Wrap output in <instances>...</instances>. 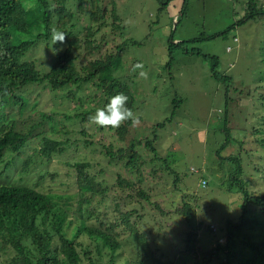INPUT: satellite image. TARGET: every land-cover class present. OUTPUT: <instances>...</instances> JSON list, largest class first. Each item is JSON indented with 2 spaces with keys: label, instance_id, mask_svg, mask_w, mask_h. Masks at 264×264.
I'll return each mask as SVG.
<instances>
[{
  "label": "rangeland",
  "instance_id": "1",
  "mask_svg": "<svg viewBox=\"0 0 264 264\" xmlns=\"http://www.w3.org/2000/svg\"><path fill=\"white\" fill-rule=\"evenodd\" d=\"M113 1L121 17L120 24L124 26L123 32L114 39L116 34L111 30L109 13L107 23H102L101 29L92 37L93 48L82 47L76 51V64L84 73L88 62L105 59L116 51L113 42L123 40L128 45L122 61H115L110 68L100 71L94 81L81 86L70 84L55 93L43 87L33 91V85L19 90L29 99L23 113L16 104L5 107V114H8L5 118L10 119V123L16 120V130L30 132L31 125L42 113L51 115L52 119L44 118L45 125L34 132L40 134L33 137L32 131L22 150L8 152L0 165V185L25 184L62 195L55 200L67 213L68 220H73L68 226L69 232L84 218L80 211L88 225L98 226L109 210L115 208L124 213L137 208L143 218L140 230L146 233L152 248L160 246L157 256L163 260H171L167 254L184 247L188 232L197 233L196 249L206 250L208 254L218 241L226 244V224L238 222L244 197L238 186L230 188L228 180L234 164L223 161L216 153L226 141L225 84L212 76L207 56H218L220 71L233 79L230 92L233 100L229 106L231 140L222 155H242L239 178L244 180L245 189L254 195H264V146L258 142L263 135L253 133L260 126L259 118L264 116V80L261 78L264 19L236 25L245 15L248 0H188L187 10L183 12V0H171L168 8L161 11L158 0H104L100 4L111 11ZM257 2L259 6L264 5V0ZM90 11L91 6L81 14L77 10L78 24L96 30L100 22L91 18ZM230 26L235 27L225 34L189 41L203 34L225 31ZM173 32V42L185 41V45L174 48L170 69L165 65L170 60L168 43ZM132 40L137 44L134 45ZM66 47V41L54 44L51 38L32 47L25 60L34 59L46 69L43 58L46 55L53 57ZM194 49L200 50L201 54L192 53ZM137 62L143 63L147 79L139 76L140 69L133 71ZM127 88L135 96L133 112L139 116V123L127 125L128 133L121 138L117 128L99 127L90 122L89 117L97 108L104 107L112 96L120 92L128 95ZM71 90L73 97L69 94ZM177 97H182L183 103L179 110L176 109L173 119L167 120L175 110L173 100ZM35 101L38 102L33 106ZM84 111L91 112L85 119L79 114ZM164 121L165 126L157 128L156 148L180 176L167 170L161 159L153 161L154 155L143 144L140 146L144 148L142 152L147 162L141 166L140 173L127 167L123 159L109 162L105 147L112 145L116 151L122 149L125 152L133 138L144 143L145 138L153 136L154 126ZM53 127L58 131H50ZM43 137L67 143L66 150L55 152L51 158L44 156L40 151ZM80 161L90 163L86 172L106 187L103 194L86 193L85 203L81 202V192L76 185L79 171L73 166ZM119 176L146 190L150 200L141 197L133 187L121 185ZM140 176L143 181L136 184L134 181L139 182ZM176 177L178 180L174 181ZM202 178L208 181L206 187L201 185ZM184 199L190 201L193 209L189 222L179 213ZM158 205L164 212L158 210ZM253 208L254 212L262 213L260 206ZM262 215L264 217V213ZM120 239L123 255L113 264H122L126 258L130 264H157L138 253L139 244L134 237L124 233ZM81 240L93 251L94 262L110 263V256L104 250L98 255L85 234ZM162 253L165 256H161ZM205 254L199 253V258L188 256L183 264L201 262ZM12 255L7 253L3 264H8ZM225 257L221 252L222 260ZM217 260L214 257L210 264H216ZM261 262L264 264V260ZM81 264L91 263L86 260Z\"/></svg>",
  "mask_w": 264,
  "mask_h": 264
},
{
  "label": "trees",
  "instance_id": "2",
  "mask_svg": "<svg viewBox=\"0 0 264 264\" xmlns=\"http://www.w3.org/2000/svg\"><path fill=\"white\" fill-rule=\"evenodd\" d=\"M102 1L104 0H0V113L2 114L0 115V127L2 128L0 129V165L4 161L7 152L11 150L16 153L27 145L32 131L33 137L40 134L38 131V133L34 132L45 125V117L52 119L51 115L42 113V116L37 118L31 125L30 132L23 133L16 130V120L13 119L10 123V119L5 118V116H8V114H5V107L16 104L19 106L20 113H23L29 99L19 92L21 88L33 85V91L38 87H43L55 93L70 84L81 86L84 83L92 82L100 74V71L110 68L117 60L122 61L128 42L122 40V42L116 43L114 39L123 32V23L120 24L122 21L115 2L113 1L110 11L108 6L100 4ZM158 2L161 11L168 8L171 0H158ZM187 5L188 0H183L181 12L187 10ZM87 6H91L89 13L91 18L100 22L96 30L78 24L79 14L86 11ZM109 13L112 18V22H110V25L112 24L111 30L116 34L113 39L116 51L107 55L103 60L94 59L88 62L84 67L85 72L81 73L76 64V51L82 47L86 50L93 48L92 37L96 36V33L102 27V23L104 25L107 23L108 19L106 18ZM257 18L264 19V5L259 6L257 0H248L245 15L237 21L236 25ZM234 27L230 26L225 31L212 35L203 34L201 37L189 41L210 39L225 34ZM53 30L66 33L67 47L60 50L53 57L46 55L43 58L42 64L46 69L34 59L33 61L25 60L27 52L32 47L34 48L40 42L45 43L52 38ZM173 34L174 32L168 43L170 60L165 65L170 69L173 65L174 48L185 45V41L174 43ZM132 43L136 45L137 41L132 40ZM261 49L264 67V41ZM192 53L201 54V51L194 49ZM207 57L211 65L212 76L216 81L225 84L224 131L226 141L216 153L223 161L228 160L234 164L229 174L230 188L238 186L244 197L238 222L228 221L226 224V244L218 241L214 244V248L209 251L210 253L207 254L206 250L199 251L196 249L197 233L188 232L183 241L184 247L176 248L177 251L167 254L171 256V260H163L162 257L157 256V252L161 249L160 246L152 248L146 233L141 232L140 222L143 218L138 213L137 208L124 213L120 209L109 210L106 212L105 217L100 220L98 226L88 225L85 215L79 210L84 218L75 223L73 230L69 232L68 226L73 223V220H68L67 213L60 208L58 201L55 200V198H62V195L45 192L35 186L31 187L25 184L9 185L7 183L0 185V264L6 261L5 256L7 253L13 254L8 264H81L86 260L91 264H98L91 257L93 251L89 249V246H85L81 240L83 234L88 237L90 244L94 246V251L101 255L104 250L110 256L109 264H113L117 257L123 255L121 252L123 244L120 237L124 233H128L129 236L135 238L137 244H139V254H145L147 259L157 264H167L168 262V264H183L184 259H187L188 256L194 255L195 258H199V253L206 254L203 261L199 262L197 260L195 264H210L214 257L218 259L216 264H263L261 261L264 260V217L262 215L264 213V195H254L245 189L244 180L239 178L243 166L242 160L244 157L242 155H222V150L231 140L229 132L232 127L229 125V106L233 100L230 94L233 79L230 75L220 71L218 56ZM261 78L264 80V71ZM126 92L129 97L128 107L133 111L135 96L129 88L126 89ZM70 93L73 97L72 90L69 91ZM262 98L264 99V96ZM37 102L35 101L33 106ZM182 103V97L173 100L175 110L167 120L173 119L176 109L179 110ZM89 113L91 112L84 111L79 114H83L85 119ZM259 119L261 120L260 126L258 129L255 128L253 133L259 136L263 135L258 138L260 139L258 142H262L261 144L264 146V121H262L264 116ZM130 124H132L130 120L126 121L116 129L121 138H125L127 135V125ZM165 124L166 121L156 124L152 132L153 136L145 138L144 143L140 139L135 140L133 138L125 152L122 149L116 151L113 146L105 147L109 162L117 161V158L118 160L123 159L126 161L127 167L140 173L141 166L147 162L142 152L146 148L154 155L153 161L161 159L164 161L167 170H173L180 176L176 170L171 169L168 160L161 157L156 148L159 140L157 128L164 127ZM53 125L51 123V126ZM50 131H58V129L53 127ZM42 140L43 147L40 148V151L48 158H51L55 152L66 150L65 144L67 143L57 138L43 137ZM141 144L144 145V148L140 146ZM89 165L90 163L83 161L73 164L79 171L76 185L81 192V202L83 203H85L88 196L86 193L103 194L106 189L86 172ZM118 180L121 185L133 187L141 197L150 200L149 193L142 187H136L131 180L121 179V176ZM177 180L178 177L174 181ZM142 181L143 179L140 176L139 182H134L140 184ZM201 185L206 187L208 181L202 178ZM257 206L262 208V213L253 211V207ZM157 208L160 212H164L159 205ZM97 209L100 210L99 207ZM192 210L190 201L184 199L183 208H180L179 213L183 215L185 221H190ZM133 217L134 219H132ZM221 252L225 253V260H222ZM161 256H165V253H162ZM122 264H130V260L126 258Z\"/></svg>",
  "mask_w": 264,
  "mask_h": 264
},
{
  "label": "clouds",
  "instance_id": "3",
  "mask_svg": "<svg viewBox=\"0 0 264 264\" xmlns=\"http://www.w3.org/2000/svg\"><path fill=\"white\" fill-rule=\"evenodd\" d=\"M52 40L54 44L57 42L64 43L66 40V33L53 30ZM137 69H140V77L144 79L148 78L147 72L143 70L144 65L142 62H137L134 65L133 71ZM128 101L129 97L123 92L112 96L104 107L97 108L94 115L89 117L90 122L102 128H119L129 120L132 122L133 126L137 125L139 123V116L128 107Z\"/></svg>",
  "mask_w": 264,
  "mask_h": 264
}]
</instances>
